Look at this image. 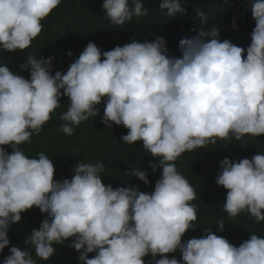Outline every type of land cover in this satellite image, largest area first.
<instances>
[{
	"label": "clouds",
	"instance_id": "1",
	"mask_svg": "<svg viewBox=\"0 0 264 264\" xmlns=\"http://www.w3.org/2000/svg\"><path fill=\"white\" fill-rule=\"evenodd\" d=\"M60 4L0 0V51L28 49L43 29L41 21ZM248 4L255 26L246 48L221 40L215 26L205 28L208 15L196 9L200 27L179 41L178 57L170 56L164 38L157 37L103 52L89 41L66 72L52 74L51 56L28 54L20 68L29 78L0 65V252L6 247L9 252L3 264H37L29 248L48 261L54 245L69 238L78 264H264V237L254 233L239 246L208 229L199 238L182 240L197 226L192 203L197 193L175 164L184 152L218 140L264 134V0ZM102 8L104 18L119 29L147 15L143 0H103ZM159 9L169 18L186 12L181 0H160ZM62 96L68 107L59 116L60 132L71 135L96 118L103 104L100 123L123 126L127 133L120 142H139L155 158L149 166L161 171L151 192L128 181L116 188L103 183L100 160H80L71 179L57 180L44 152L35 158L24 153L20 146L41 133ZM128 174L149 184L144 170ZM215 183L226 190L223 210L229 219L247 213L264 222V153L238 161L223 158ZM34 206L46 216L23 241L28 247L10 245V226ZM216 225L223 231L225 221ZM177 250L181 258H170Z\"/></svg>",
	"mask_w": 264,
	"mask_h": 264
},
{
	"label": "trees",
	"instance_id": "2",
	"mask_svg": "<svg viewBox=\"0 0 264 264\" xmlns=\"http://www.w3.org/2000/svg\"><path fill=\"white\" fill-rule=\"evenodd\" d=\"M102 3L103 0H61V4L41 21L43 29L32 41L31 46L22 51H0V65L7 64L11 71L29 78V71L20 68L26 56L28 54L37 58L51 56L52 74L57 70L66 72L70 63L79 56L89 41L94 42L103 52L130 43L133 39L144 42L157 37L164 38L170 56L178 57L179 41L194 36L200 27L196 9H201L208 15L205 28L215 26L220 30L221 40L228 39L243 48L250 44V34L255 26L248 0H181L186 12L183 16L178 14L176 18L166 17L160 11V0H143L147 15L133 17L123 29L111 25L104 18L105 10ZM68 51L73 55L68 56ZM67 107V98L62 96L60 107L51 114L52 118L43 126L41 133L38 136L33 135L30 143L20 146L28 157L35 158L36 153L44 152L53 161L54 179L57 180L71 179L72 168L80 160L89 163L100 160L104 163V170L101 173L103 183L116 188L125 186V182L128 181L129 186L136 185L140 191L151 192L154 189L161 171L158 168L154 173L149 166L150 161L156 162L155 158L148 155L139 142L132 145L121 143V136L127 133L123 126L113 124L110 129L100 123L103 104L99 106L100 113L96 118L82 122L71 135L59 131L62 123L59 116ZM7 151L11 152V149L7 148ZM259 152L264 153V134L258 137H245L244 141L218 140L215 144H209L207 148L186 151L177 159L175 162L177 170L197 193L192 203L198 209L196 228L187 230L182 240L201 237L202 229L212 230L236 246L247 239L250 233L264 237V222L256 223L247 213L229 219L223 210L226 190L215 183L219 162L223 158L230 157L238 161L242 158L250 159ZM132 169L146 171L149 184L145 185L138 178L131 177L128 172ZM21 215V221L11 225L7 235L10 245L27 248L23 241L33 228H39L46 213H41L34 206ZM220 219L225 221L223 231H218L216 225ZM70 242L71 238L65 244L54 245L56 252L48 261L36 257L33 249L28 250L32 252L37 264H78L79 253L68 246ZM8 254V247L0 252V264H3V259ZM93 255L94 253H89V258ZM168 255L170 258L174 255L178 260L181 258L179 250ZM144 259L149 260L150 255Z\"/></svg>",
	"mask_w": 264,
	"mask_h": 264
}]
</instances>
